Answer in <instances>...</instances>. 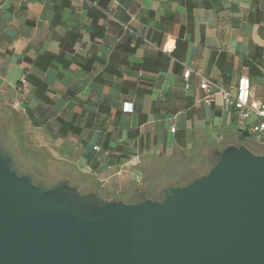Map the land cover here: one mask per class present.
I'll use <instances>...</instances> for the list:
<instances>
[{"label":"crops","instance_id":"0c3cea01","mask_svg":"<svg viewBox=\"0 0 264 264\" xmlns=\"http://www.w3.org/2000/svg\"><path fill=\"white\" fill-rule=\"evenodd\" d=\"M245 75L264 104V0H0V112L56 177L107 198L162 192L229 142L264 147L218 91Z\"/></svg>","mask_w":264,"mask_h":264},{"label":"water","instance_id":"95a60500","mask_svg":"<svg viewBox=\"0 0 264 264\" xmlns=\"http://www.w3.org/2000/svg\"><path fill=\"white\" fill-rule=\"evenodd\" d=\"M215 155L161 199H107L68 177L37 180L0 146V264H264V154Z\"/></svg>","mask_w":264,"mask_h":264},{"label":"rangeland","instance_id":"374dc122","mask_svg":"<svg viewBox=\"0 0 264 264\" xmlns=\"http://www.w3.org/2000/svg\"><path fill=\"white\" fill-rule=\"evenodd\" d=\"M5 113L6 112H3V113L0 112V121L2 122L3 127L5 128L6 141H8V144H7V142L3 140L4 141L3 142L4 148L5 149L7 148L12 153H14L15 156H17L18 160L20 162L21 161L23 162V164L25 165V168L30 170L28 172H31L35 177H37V180L44 181L47 183H51V182L56 181L58 179H62L61 177H56L58 171H57V169H54V167L51 163L49 164V162L47 160L45 162L40 161V157L38 155H33L32 152H27V150L22 145V141H19V139L17 138L18 133H16V131H14V128L16 126H18L19 130H20L21 126H19V124H17V125L16 124H9L7 122L8 119L6 118ZM249 142H250V140H247L245 143L250 145V147H252L253 149L258 148L256 150H259V149L264 150L263 146H260L257 143L254 144V141H252L250 143ZM255 145H257V146H255ZM261 147H263V148H261ZM18 165H19V163H18ZM207 168L208 167H205L204 169H201V170H207ZM21 169H23V168L21 167ZM80 181H81V179H77V180L73 179L72 183H75V184L79 185L80 187H82V184L80 183ZM154 196L156 199H161L162 192L161 191H157V192L155 191ZM125 198H129V197L125 196ZM117 199H123V198H117Z\"/></svg>","mask_w":264,"mask_h":264},{"label":"built area","instance_id":"2783aa9c","mask_svg":"<svg viewBox=\"0 0 264 264\" xmlns=\"http://www.w3.org/2000/svg\"><path fill=\"white\" fill-rule=\"evenodd\" d=\"M191 70L187 69L184 72V77L190 78ZM22 87L27 86L25 79H22ZM202 89H209L210 84L208 81H203L201 84ZM219 93L222 95L223 101L226 105L235 108L239 112V116L243 119H250L257 117L258 122L252 126V133L262 135L264 133V104L252 102L253 88L252 81L249 76H242L239 79L237 87L233 89H223L219 87ZM14 108H20V101L14 104ZM175 131V128H172Z\"/></svg>","mask_w":264,"mask_h":264},{"label":"trees","instance_id":"16d2710c","mask_svg":"<svg viewBox=\"0 0 264 264\" xmlns=\"http://www.w3.org/2000/svg\"><path fill=\"white\" fill-rule=\"evenodd\" d=\"M14 124H16V122L14 121ZM17 125V124H16ZM15 125V126H16ZM0 146L1 147H4V145H3V142L4 141H6V132H5V128L3 127V124H2V122L0 121ZM14 131H16V133H18V139H19V141H21V136H22V130H21V128H20V130H19V128H18V126H16L15 128H14ZM20 131V132H19ZM4 140V141H3ZM7 142V144H8V141H6ZM226 144H235V145H241V144H245L249 149H251L254 153H259V154H264V150L262 149V150H256V149H258V148H256V149H253L252 147H250V145H248V144H246L244 141H241V143H233V142H229V143H226ZM226 146V145H225ZM255 146H257V145H255ZM10 147V146H9ZM261 148H263V147H261ZM27 150V152H30V150L29 149H26ZM216 159V155L214 154L213 156H212V159L210 160V162H209V166H208V168H207V170H198V172H195L194 174H192V175H189V176H184L183 178H176V179H174V180H172V182H179L180 184H183V183H186V182H188V181H190V179L191 178H193V177H196V176H198V175H201V174H204V173H206V172H208L209 171V169L212 167V164H213V162H214V160ZM18 167H19V169L20 170H25V171H30V170H28L27 168H25V165L23 164V162L21 161H19V165H18ZM21 167L23 168V169H21ZM172 182H170V183H172ZM80 183L82 184V187H80L81 189H82V191H84V192H88V191H90L89 189H88V187H87V183H86V179H83V180H81L80 181ZM169 184V183H168ZM139 192H141L144 196H146V197H148V198H155V196H154V193L151 191V190H142V191H139ZM138 192V193H139Z\"/></svg>","mask_w":264,"mask_h":264}]
</instances>
